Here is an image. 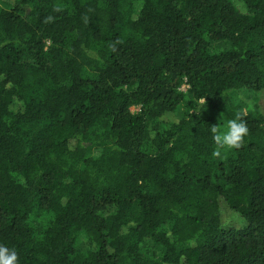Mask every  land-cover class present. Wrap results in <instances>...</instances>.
Returning a JSON list of instances; mask_svg holds the SVG:
<instances>
[{"label":"trees","instance_id":"trees-1","mask_svg":"<svg viewBox=\"0 0 264 264\" xmlns=\"http://www.w3.org/2000/svg\"><path fill=\"white\" fill-rule=\"evenodd\" d=\"M0 2L18 264H264V0ZM238 113L249 135L213 157Z\"/></svg>","mask_w":264,"mask_h":264},{"label":"clouds","instance_id":"clouds-1","mask_svg":"<svg viewBox=\"0 0 264 264\" xmlns=\"http://www.w3.org/2000/svg\"><path fill=\"white\" fill-rule=\"evenodd\" d=\"M245 112L247 109L244 110ZM212 139L216 145L212 152L213 157L222 158V151H232L242 147L245 138L249 135V128L243 115L238 113L228 119L221 129L219 125L211 126ZM18 253L14 248L0 244V264H18Z\"/></svg>","mask_w":264,"mask_h":264},{"label":"rangeland","instance_id":"rangeland-1","mask_svg":"<svg viewBox=\"0 0 264 264\" xmlns=\"http://www.w3.org/2000/svg\"><path fill=\"white\" fill-rule=\"evenodd\" d=\"M236 5L241 11H243L242 5L239 2H237V0H236ZM2 8H4V4H2L0 2V9H2ZM183 89L185 90V88H183ZM237 98L239 100H241L247 107H251L253 105V103L256 101L257 93L248 92V91H240L237 93ZM260 104L262 107H264V100L260 99ZM135 110L136 109H134V108L131 109V111H135ZM171 118L174 119L173 117H171ZM223 127H224V124L221 125V129ZM227 152L222 151V153H227ZM95 154H97V151H95ZM78 246H79V248L84 250L87 247V241H85L84 239H80ZM149 247H152V245L149 244Z\"/></svg>","mask_w":264,"mask_h":264}]
</instances>
